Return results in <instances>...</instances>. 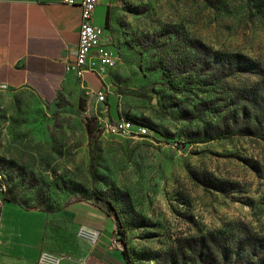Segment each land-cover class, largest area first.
<instances>
[{"label":"rangeland","instance_id":"rangeland-1","mask_svg":"<svg viewBox=\"0 0 264 264\" xmlns=\"http://www.w3.org/2000/svg\"><path fill=\"white\" fill-rule=\"evenodd\" d=\"M121 1L109 104L0 88V201L113 216L107 198L133 264H264V0ZM61 230L50 253L85 255Z\"/></svg>","mask_w":264,"mask_h":264},{"label":"crops","instance_id":"crops-1","mask_svg":"<svg viewBox=\"0 0 264 264\" xmlns=\"http://www.w3.org/2000/svg\"><path fill=\"white\" fill-rule=\"evenodd\" d=\"M121 7V0H101L93 12V22L119 49L124 48L116 18ZM80 17V7L64 0H0V88L28 89L52 103L77 87L110 97L108 74L86 72L77 79L66 69L77 46ZM66 226L96 231L97 237L92 241L76 233L87 251L82 257L65 254L61 264H127L115 243L116 220L107 211L74 204L48 212L8 200L0 201V264H39L42 252L64 242Z\"/></svg>","mask_w":264,"mask_h":264},{"label":"built area","instance_id":"built-area-1","mask_svg":"<svg viewBox=\"0 0 264 264\" xmlns=\"http://www.w3.org/2000/svg\"><path fill=\"white\" fill-rule=\"evenodd\" d=\"M70 4H77L81 10L80 27L78 31V42L71 58L66 64V69L74 73L77 79H82L86 72H94L98 76L108 74L120 60V49L112 44L111 37L107 36L101 25L93 22L95 6L101 0H64ZM99 101L105 100V92H95ZM123 127V123L118 125ZM79 236L94 241L97 237L96 231L81 228ZM117 246L120 242L115 239ZM39 264H59L60 258L49 252H42L38 258Z\"/></svg>","mask_w":264,"mask_h":264},{"label":"trees","instance_id":"trees-1","mask_svg":"<svg viewBox=\"0 0 264 264\" xmlns=\"http://www.w3.org/2000/svg\"><path fill=\"white\" fill-rule=\"evenodd\" d=\"M107 19H108V14L106 16V22H107ZM164 75L167 76L168 72L164 71ZM104 101L106 102V104H109L107 102L106 98ZM56 103L58 104V102H56ZM137 123H142V122H139V120H138ZM143 125H146L148 127L152 126L150 123H146ZM85 130H86V134L88 137V144L92 146L94 143V139L99 135L98 119L95 116H93V117L86 116L85 117ZM231 134H232V132H230L227 129H224V130H222L221 134H219L217 136L202 137V138L196 140V142L208 141V140H211V139H214L217 137H228ZM90 172H91L93 178L95 179L97 177V171L95 168V161L94 160L91 161ZM6 200L18 203V201H16L13 197L6 198ZM99 200H101L103 202V204L113 213V216L116 220V227H117V229H116L117 238L116 239L120 242L124 262H126L127 264H133L131 259H130V254H129L128 247H127L125 231L123 229V225L121 222V217H120L118 209L113 204V202H111L107 198H99ZM26 208H34V207H26ZM45 211H47V210H45ZM48 212H51V211H48ZM207 251L209 252L208 248H207ZM181 256H184V253H182ZM170 261L173 264H176V261L174 259H172Z\"/></svg>","mask_w":264,"mask_h":264}]
</instances>
